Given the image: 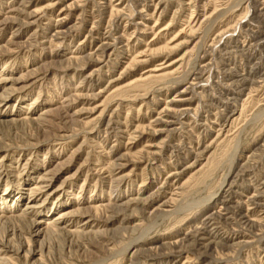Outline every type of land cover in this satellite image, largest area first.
Here are the masks:
<instances>
[{
    "label": "rangeland",
    "instance_id": "obj_1",
    "mask_svg": "<svg viewBox=\"0 0 264 264\" xmlns=\"http://www.w3.org/2000/svg\"><path fill=\"white\" fill-rule=\"evenodd\" d=\"M0 258L264 264V0H0Z\"/></svg>",
    "mask_w": 264,
    "mask_h": 264
},
{
    "label": "bare ground",
    "instance_id": "obj_2",
    "mask_svg": "<svg viewBox=\"0 0 264 264\" xmlns=\"http://www.w3.org/2000/svg\"><path fill=\"white\" fill-rule=\"evenodd\" d=\"M61 23V22H60ZM62 24V23H61ZM149 52V51H148ZM143 56V55H142ZM158 65V64H157ZM161 65V64H160ZM158 69V68H157ZM156 69V70H157ZM153 70H155V69H153ZM160 70V69H159ZM158 71V70H157ZM148 72V71H147ZM153 75V74H152ZM150 76V75H149ZM33 189H35L36 191H39V187L38 188H36V187H34ZM6 195V194H5ZM31 207H34V206H31ZM28 208H29V206H28ZM27 209V208H26ZM63 216V215H62ZM59 219H61V215L60 216H58V217H55L53 220L55 221V220H59ZM53 221V222H54ZM53 222H50V223H48L46 226H47V228L49 227V228H52V229H56V230H58L59 228L57 227V226H55V225H57V224H55V223H53ZM40 233V232H39ZM5 251V250H4ZM3 257V256H2ZM1 259V258H0Z\"/></svg>",
    "mask_w": 264,
    "mask_h": 264
}]
</instances>
